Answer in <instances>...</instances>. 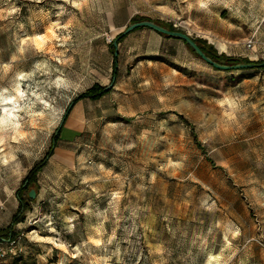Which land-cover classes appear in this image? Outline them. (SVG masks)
I'll list each match as a JSON object with an SVG mask.
<instances>
[{"label":"rangeland","instance_id":"374dc122","mask_svg":"<svg viewBox=\"0 0 264 264\" xmlns=\"http://www.w3.org/2000/svg\"><path fill=\"white\" fill-rule=\"evenodd\" d=\"M262 16L264 0H0V235L15 250L0 264H264V67L122 34L162 20L236 59L221 64L259 63L245 42ZM94 83L109 91L78 98ZM67 115L82 129L55 138Z\"/></svg>","mask_w":264,"mask_h":264},{"label":"water","instance_id":"95a60500","mask_svg":"<svg viewBox=\"0 0 264 264\" xmlns=\"http://www.w3.org/2000/svg\"><path fill=\"white\" fill-rule=\"evenodd\" d=\"M140 26H147L150 27L158 32H161L163 34H167L170 36L179 37L183 40H185L194 50L195 52L202 57L206 62L210 63L211 65L221 68V69H231V68H241V67H253L255 65L264 66V61L259 63H253V62H241V63H235V64H221L213 59H211L206 53L200 48V46L197 44L195 39L190 36L187 32H184L182 30H173L169 29L165 26H162L155 21L149 20V19H141V20H135L131 22L129 25L126 26V28L122 31V34H125L129 31H131L134 28L140 27ZM116 45V42H114ZM114 55H117V48L114 51ZM113 85V81L110 82L108 85ZM61 125V124H60ZM35 195V191L33 189H30L29 191V197H33ZM28 202V201H27Z\"/></svg>","mask_w":264,"mask_h":264},{"label":"trees","instance_id":"16d2710c","mask_svg":"<svg viewBox=\"0 0 264 264\" xmlns=\"http://www.w3.org/2000/svg\"><path fill=\"white\" fill-rule=\"evenodd\" d=\"M156 22H158L159 24H161V25H163V26H166L167 28H169V29H173V30H176V28L171 24V23H169V22H166V21H162V20H156ZM160 33V32H159ZM160 34H162V33H160ZM162 35H165V36H168V37H170V35H167V34H162ZM196 40V42L198 43V45L200 46V48L209 56V57H211L212 59H215L216 61H220L221 62V60L223 59V60H228V62H236L235 60L236 59H231V58H227L226 56H224V55H218V54H216L215 53V51L214 50H211L209 47H207V46H205V42H204V40H201V39H199V38H196L195 39ZM194 51V50H193ZM195 52V51H194ZM231 60V61H230ZM233 60V61H232ZM243 61H248V59H244ZM116 64H117V60H116V56H115V58H114V64H113V66H114V72L116 71ZM262 67H264V66H262ZM107 91H109V89L108 88H105L104 86H102V85H100L99 83H94V84H92L88 89H86L84 92H82L81 94H79V96H78V98H82V97H86V96H89V97H91V98H93V99H95V98H98V97H100L102 94H104V93H106ZM65 118V117H64ZM63 118V119H64ZM60 129H61V127L56 131V133H55V135H54V137L56 138V137H58V135L60 134L59 132H60ZM37 170H39V167H38V165H35V167L34 168H32L31 170H30V172H29V176H27L28 178V181H34L35 180V172L37 171ZM21 205L22 206H24V204H22L21 203ZM6 235H9V234H11L10 233V230H9V232H7V233H5ZM0 237H2L1 235H0Z\"/></svg>","mask_w":264,"mask_h":264},{"label":"built area","instance_id":"2783aa9c","mask_svg":"<svg viewBox=\"0 0 264 264\" xmlns=\"http://www.w3.org/2000/svg\"><path fill=\"white\" fill-rule=\"evenodd\" d=\"M261 27L264 29V16L261 18ZM245 45L252 49L254 46L258 45L259 46V51H260V57L264 59V37H262L260 40L257 38V34L255 32L246 39ZM13 242L14 240H11V238H4L0 237V257L5 256L10 250L13 252ZM7 245H10V250L7 247Z\"/></svg>","mask_w":264,"mask_h":264},{"label":"crops","instance_id":"0c3cea01","mask_svg":"<svg viewBox=\"0 0 264 264\" xmlns=\"http://www.w3.org/2000/svg\"><path fill=\"white\" fill-rule=\"evenodd\" d=\"M257 46V49L259 50V46ZM256 46H254L252 49L256 48ZM82 123H80L79 121L75 120L73 117L71 116H66L61 123V129H60V136L64 135V133H71L72 135H75L76 132H79L82 129ZM7 217L6 214L3 215V221H7Z\"/></svg>","mask_w":264,"mask_h":264}]
</instances>
